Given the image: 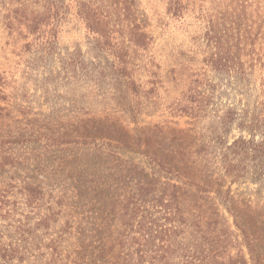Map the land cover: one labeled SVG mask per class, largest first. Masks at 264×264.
Instances as JSON below:
<instances>
[{
  "label": "rangeland",
  "instance_id": "374dc122",
  "mask_svg": "<svg viewBox=\"0 0 264 264\" xmlns=\"http://www.w3.org/2000/svg\"><path fill=\"white\" fill-rule=\"evenodd\" d=\"M168 1L134 0L135 16L150 43L136 79L139 105L128 97L130 105L111 71L113 58L96 49L74 13L50 50L31 44L26 51L30 40L5 27L9 0H0V142L19 141L8 152L16 164L2 165L9 144L0 150V189L12 185L21 204L18 191L25 184L39 187L58 219L47 235L36 236L39 249L25 255L23 264L50 260V249L40 243L48 245L59 235L57 264H79L77 253L84 246L77 245L79 229L87 221L115 224L124 197L151 179L152 156L179 177L170 182L160 178L155 189L176 183L189 222L201 229L209 223L216 237L226 236L232 255L241 245L248 258L244 238H250L264 264V157L244 159L232 146L241 137L251 143L264 140L249 122L262 100L259 78L248 87L235 78L205 73L203 36L221 0H188V9L178 17L167 12ZM192 72L205 73L201 91L210 99L198 121L171 114V105L185 90L182 77ZM153 85L157 95L149 100L144 92ZM130 106L136 111L131 113ZM61 137L95 141L57 146L54 139ZM107 142L118 144V150L105 148ZM228 164L236 166L234 176L225 172ZM217 189L228 193L225 203ZM15 217L25 221L20 210ZM6 234L16 238L14 225Z\"/></svg>",
  "mask_w": 264,
  "mask_h": 264
},
{
  "label": "trees",
  "instance_id": "16d2710c",
  "mask_svg": "<svg viewBox=\"0 0 264 264\" xmlns=\"http://www.w3.org/2000/svg\"><path fill=\"white\" fill-rule=\"evenodd\" d=\"M167 5V12L175 17L181 16L189 7L188 0H169ZM215 7L203 36L205 73L211 71L235 78L244 86L259 78L262 100L249 122L252 131H260L264 135V0H221ZM5 9L4 25L9 32L30 40L25 45L26 51L32 48L31 44L50 50L69 14L74 13L96 49L113 58L111 71L122 83L128 103H131L129 97L139 105L141 89L136 79L143 71L150 39L135 16L134 0H34L29 3L27 0H9ZM205 73L183 75L187 82L185 90L171 105V114L196 121L202 119L210 100L201 91L207 84ZM154 87L144 92L149 100L157 95ZM132 108L131 113L136 111L134 107H129ZM247 116L246 113V119ZM243 122L240 128H244ZM54 140L57 146L71 143L89 145L95 141L88 137ZM18 142H0V150L9 144L8 151H4L2 165L16 164L17 161L8 152L13 149L10 145ZM110 144L105 143V148L118 150V144L111 147ZM232 146L237 150L234 152H239L244 159L260 160L264 157V140L251 143L241 137ZM148 162L151 179L146 185L136 186L130 195L124 197L115 224L87 221L79 229L77 245H84L77 253L79 264H248L249 261L262 264L250 238H244L248 258L241 245L232 255L230 247L226 246V236L222 239L216 237L215 229L209 223L201 229L196 221L189 222L180 205L176 183L164 182L161 188L155 189L160 178L170 182L179 180L178 175L157 156L148 157ZM235 169L236 166L228 164L225 172L234 176ZM236 178L239 175H235ZM187 185L196 191H203L197 183L187 182ZM12 188L10 185L0 189V264H23L25 255L39 249L36 236L47 235L58 221L53 208L44 201L42 189L31 183L25 184L18 191L19 204ZM217 195L226 202L228 193L226 195L217 189ZM19 210L20 214H25V221L15 219ZM8 225H14L16 238L6 234ZM242 232L247 237L244 230ZM61 238L62 235H59L51 239L48 245L40 243L41 248L51 251V258L45 264H57ZM189 243L194 244L190 246Z\"/></svg>",
  "mask_w": 264,
  "mask_h": 264
}]
</instances>
